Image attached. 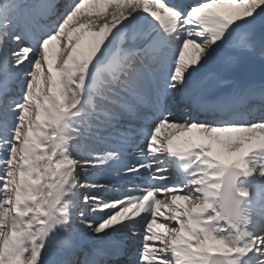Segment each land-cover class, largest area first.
<instances>
[{"label":"snow or ice","instance_id":"obj_1","mask_svg":"<svg viewBox=\"0 0 264 264\" xmlns=\"http://www.w3.org/2000/svg\"><path fill=\"white\" fill-rule=\"evenodd\" d=\"M58 3L59 0H38L28 6L24 0H15L11 11L0 9V128L7 126L9 114L15 120L11 138L6 140L7 148L5 141L0 140V155L5 151L14 155L19 145L21 159L27 161L26 165L13 169L10 159H0V228H11L16 234L0 264H43L42 254L50 235L69 243L73 234L84 228L106 235L110 229L127 230L130 235L124 240L109 236L102 252L128 256L125 264H178V261L179 264H202L195 258L180 261L174 255L181 251L175 246L177 236H184L175 220L160 227V232L152 238L145 239L148 233L143 229L151 230V224L136 220L131 222L133 227L127 223L104 226L107 212L100 219H90L81 213L84 224L73 216L61 228L55 222L54 211H50L46 233L25 250L24 241L35 228L32 217L41 186H25L22 179L30 172L35 180L36 174L50 165L41 163L47 160L37 146L44 142L43 138L26 148L21 137L33 128L31 108L45 87V80L54 82L59 75L60 95L65 103L69 99L68 88L73 82L78 84L77 109L84 108L80 114L82 120L103 116L111 122L131 114L141 122L139 127L121 129L116 137H109L118 140L117 148L125 144L135 147L140 153L136 159L141 165L144 152L151 148L149 141L153 134L164 128L176 130L170 136L211 149L210 155L221 151L218 142L264 140L260 132L264 127V90H245L241 95L217 100L207 98L214 81L225 82L209 74V65L231 62L234 57L228 49L255 50L264 56V39L258 42L254 39L257 25L264 29V0H171L170 3L165 0H70L60 14ZM86 4L96 9L97 17L104 15L101 5L114 10L107 13L110 19L101 20L99 25L90 18L92 14L80 23L79 16ZM217 5L232 6L234 11L225 13L217 10ZM153 6L162 9V14L153 11ZM74 18L79 28L98 27V31H89L86 35L76 32L70 27ZM25 40L30 47L22 46ZM189 49L193 54H189ZM53 50H57L55 63L50 55ZM85 63L83 73L77 71ZM182 108H190L197 115L185 119L174 111ZM201 115L203 119H199ZM160 156L162 153L152 159L163 165ZM261 158L264 159V153ZM161 170L166 172L167 168ZM134 179L152 187L151 176L142 175L139 170ZM131 191L126 195H131ZM21 192L35 196L36 200L21 202ZM164 192L161 187L158 197L163 198ZM120 199L113 196L108 200ZM36 218L40 219L38 215ZM137 224L142 227L138 229ZM245 224L254 229L243 233L247 246L237 241L231 247L230 242L223 241L221 245L232 254L209 255L208 264H264V219L250 222L246 218ZM206 231L217 235L211 226ZM197 238L203 240L200 235Z\"/></svg>","mask_w":264,"mask_h":264},{"label":"clouds","instance_id":"obj_2","mask_svg":"<svg viewBox=\"0 0 264 264\" xmlns=\"http://www.w3.org/2000/svg\"><path fill=\"white\" fill-rule=\"evenodd\" d=\"M260 132L264 134V127L260 128ZM220 171L216 173L219 183H211L204 188V209L214 213L213 218H220L227 225V234L223 232L213 236L205 230L203 240L197 238L195 233L193 236L198 247L192 246V241L186 240L183 236L178 235L175 246L181 251L174 252V255L179 257L180 261H193L198 259L202 264H208L209 248L208 245H219L223 241L235 243L240 235L243 234L245 228V219L249 217V209L247 208L248 201L246 200L247 189L238 183L239 172H229V163L224 162L219 164ZM255 171V169H251ZM257 176L264 173L257 172ZM223 189V191H221ZM199 199V198H198ZM41 205H37L39 211ZM236 233V235H233ZM16 235L11 231V228H0V262L9 247V242ZM40 238L39 230L32 234L29 239L24 241L25 250L31 248L32 244ZM39 248V244H37ZM179 264V261H178Z\"/></svg>","mask_w":264,"mask_h":264},{"label":"bare ground","instance_id":"obj_3","mask_svg":"<svg viewBox=\"0 0 264 264\" xmlns=\"http://www.w3.org/2000/svg\"><path fill=\"white\" fill-rule=\"evenodd\" d=\"M104 20H106V19H104ZM97 22L98 23H100L101 22V18H99V17H97ZM189 54H193L192 53V51H191V49H189ZM116 126V125H115ZM118 126V125H117ZM171 131H174L173 129H167L165 132L166 133H168V132H171ZM85 132L86 133H88V134H91L92 136H93V138L95 137L96 139H99V140H108V138H107V136L108 135H106V134H101V133H95L94 131H93V128H89V129H86L85 130ZM258 140H256V141H254L255 143L257 142ZM97 145H101L102 146V148H109V149H112V150H114V148L112 147V145H111V143L110 142H108V143H102V144H100V141L98 142L97 141ZM95 148V147H94ZM148 150V152H149V154L151 153V151L149 150V149H147ZM115 151V150H114ZM157 152H159V150L157 149ZM113 155V154H112ZM161 157V156H160ZM145 163H147L148 164V168H149V170H148V172H145V174L146 173H149L150 172V170H152L153 168H154V166H155V163H154V160H152L151 159V161H148V162H145ZM137 164H140V163H137ZM76 172V171H75ZM73 170H71V168H70V173H68L67 175H66V177H65V179H66V184L68 185V184H72L73 183V186H75V184H76V179H73V180H71L72 179V175H74V173H75ZM91 173V172H90ZM85 175H86V173H85ZM62 176V175H61ZM90 182L91 183H98V178L97 177H95V176H90V178H88L87 179V185H86V188H84V192H87V193H90V195L91 196H93V192H96L94 189H93V187L91 186V185H88V184H90ZM102 188H104V186L102 187ZM78 192H79V190L77 191H75V190H72V189H70L69 188V192H68V194L69 195H71L70 197H69V200L71 201L70 202V204H69V208H68V213H76V212H79L80 210H81V208L83 207V208H87V209H89V212H90V209L91 208H93V206H94V204H95V202L93 201V199L92 198H90V200L88 199H85V201L87 202V204H85V206H78V205H76V198H77V196H76V194H78ZM100 194H104V195H108V193H100ZM107 211H110V209H107ZM106 211V209H103V210H100L99 211V213L97 214V216H95L94 218H96V219H100L101 218V216H102V214L103 213H105V212H107ZM107 218H108V216H107ZM107 218L105 219V221L107 220ZM85 231H89L88 229H86V228H84L83 229V231L81 232V233H85Z\"/></svg>","mask_w":264,"mask_h":264},{"label":"rangeland","instance_id":"obj_4","mask_svg":"<svg viewBox=\"0 0 264 264\" xmlns=\"http://www.w3.org/2000/svg\"><path fill=\"white\" fill-rule=\"evenodd\" d=\"M76 163H78L77 161H76ZM78 169H80V168H78ZM71 170H73V168H71ZM74 172L76 171V170H73ZM84 174H85V172H84ZM76 183H77V180H76ZM86 183L84 184V186L86 187ZM68 186V185H67ZM69 187V186H68ZM81 187H82V185H81ZM80 188V187H79ZM67 195H69V194H67ZM77 199V198H76ZM82 199H83V196L82 195H80V197H79V201H80V203L79 204H81V205H79L77 202H76V205H78V206H82V202H84L85 201V199L82 201ZM83 206H85V204H83ZM83 208V207H82ZM78 220H80V219H78ZM84 234V233H83ZM88 260V259H87ZM71 261V260H70ZM79 262V259L78 258H75L74 260H72V264H77ZM69 263V262H68Z\"/></svg>","mask_w":264,"mask_h":264}]
</instances>
